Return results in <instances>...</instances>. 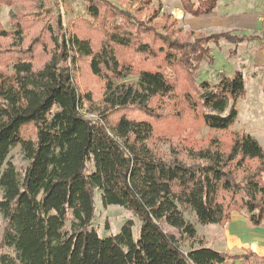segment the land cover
<instances>
[{
  "label": "trees",
  "instance_id": "obj_1",
  "mask_svg": "<svg viewBox=\"0 0 264 264\" xmlns=\"http://www.w3.org/2000/svg\"><path fill=\"white\" fill-rule=\"evenodd\" d=\"M43 1L0 0V7L15 8L8 29L0 22V63L11 68L0 73V264H256L253 252L206 245L196 225L223 226L242 213L264 226L260 142L235 133L231 144L168 158L150 143L155 130L147 117L159 116L155 98L186 86L182 96L206 127L226 131L246 94L243 74L198 83L194 70L211 56L201 39L181 43L109 0H85L90 17L64 25ZM202 5L190 10L208 14L215 0ZM78 71L102 81L100 102L80 89ZM129 76L136 80L122 81ZM87 102L98 117L86 115ZM132 107L143 116L127 113ZM28 124L34 139L24 136ZM17 146L28 161L24 172L9 161ZM97 190L105 206H122L140 220L137 238L133 219L117 234H99ZM163 223L199 246L184 251Z\"/></svg>",
  "mask_w": 264,
  "mask_h": 264
},
{
  "label": "rangeland",
  "instance_id": "obj_2",
  "mask_svg": "<svg viewBox=\"0 0 264 264\" xmlns=\"http://www.w3.org/2000/svg\"><path fill=\"white\" fill-rule=\"evenodd\" d=\"M109 1L124 9L129 8L137 18L147 21L149 27H154L162 34L181 43H192L201 39L202 44L210 48L211 56H207L194 70L198 83L203 81L217 83L221 75L232 77L238 71L243 74L245 80L246 94L237 104L238 119L226 131H214L206 127L200 113L192 110L186 98L182 96L188 89L186 86H183V89L177 92L179 95L174 97H167L165 100L155 98L152 101L153 105L155 107L162 105L158 109L155 108L159 116H146L150 117L155 130L150 143L160 155L168 158L183 157L189 148L206 147L217 141L231 144L235 133L251 134L264 148V0H215V7L208 14H195L193 10V13L190 10L193 6H203V0H152L150 3L141 0H127V3L118 0ZM43 2L46 7L54 5L53 17L60 14L64 25H68L70 20L90 17L85 0H44ZM187 2H190V6L186 5ZM144 3L148 7L137 14L135 9ZM14 11L15 8L11 6L0 7V22L5 29L9 28L10 15ZM150 20L152 22L149 24ZM10 69L9 65L0 63V73H9ZM77 80L83 92L92 93L94 103L100 102L103 91L101 80L86 71L84 73L78 71ZM135 80V76H129L122 81L131 83ZM94 112L93 107L87 102L86 115L98 117V114ZM127 113L132 116L138 114L143 116L134 107ZM23 133L26 138L34 139L35 126L26 125ZM9 161L14 163L21 172H24L28 165L20 146L11 152ZM94 201L93 226L101 236L119 233L128 219H133L135 223L134 237L139 236L141 222L131 211L119 205L105 206L99 190L95 193ZM185 216L188 220L195 222L194 216L189 212ZM4 226L5 221L0 215V241ZM162 227L179 239L184 251L199 246V242L192 244L190 241L183 240L179 231L167 223H163ZM211 228L225 233V228L218 224L196 225L197 233L206 237V243L209 246L218 250L226 249L225 240ZM255 260L256 264H264L262 259ZM236 264H240V261Z\"/></svg>",
  "mask_w": 264,
  "mask_h": 264
},
{
  "label": "crops",
  "instance_id": "obj_3",
  "mask_svg": "<svg viewBox=\"0 0 264 264\" xmlns=\"http://www.w3.org/2000/svg\"><path fill=\"white\" fill-rule=\"evenodd\" d=\"M222 227L225 228V233L211 228L225 240L226 249L221 251L226 250L225 252L231 254H243L250 251L255 253L257 258L264 260V226L253 225L245 214L234 213L231 221ZM201 236H203L205 244L208 245L206 237Z\"/></svg>",
  "mask_w": 264,
  "mask_h": 264
}]
</instances>
